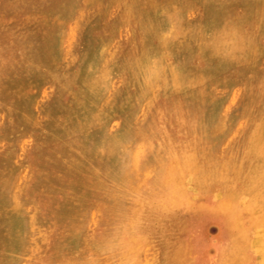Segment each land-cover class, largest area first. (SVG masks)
<instances>
[{
    "label": "rangeland",
    "instance_id": "obj_1",
    "mask_svg": "<svg viewBox=\"0 0 264 264\" xmlns=\"http://www.w3.org/2000/svg\"><path fill=\"white\" fill-rule=\"evenodd\" d=\"M223 9L237 16V26L247 23L258 50L247 60L206 45ZM262 11L264 0H0V264H163L155 235L170 210L181 233L167 264H219L229 257L231 235L251 241L264 232V155L252 154L264 148L252 142L264 133V124L256 127L264 117ZM198 80L204 96L196 100ZM175 172H198L209 186L180 190ZM236 180L241 191H234ZM259 243L264 249V237ZM240 252V264H264L255 247Z\"/></svg>",
    "mask_w": 264,
    "mask_h": 264
},
{
    "label": "bare ground",
    "instance_id": "obj_2",
    "mask_svg": "<svg viewBox=\"0 0 264 264\" xmlns=\"http://www.w3.org/2000/svg\"><path fill=\"white\" fill-rule=\"evenodd\" d=\"M74 4V3H73ZM36 5V4H35ZM62 5V4H61ZM90 5V4H89ZM60 6V5H59ZM66 6V5H65ZM172 6V5H171ZM63 7V6H62ZM74 7V6H73ZM72 7V8H73ZM174 7V6H173ZM66 8V7H65ZM67 8H68V6H67ZM77 8V7H76ZM104 8V7H103ZM167 8H168V6H167ZM63 9V8H62ZM71 9V8H70ZM177 9V8H176ZM73 10V9H72ZM165 10H166V8H165ZM179 11V10H178ZM62 12H64V11H62ZM165 12V11H164ZM176 12V11H175ZM229 11L227 10V9H223L222 10V12H218L217 13V15L215 16V17H217V20H216V22H215V24L211 27V30L213 31V36H212V38L210 37V41L208 42L207 41V46L211 49V50H213V51H215L216 53H218V51L219 52H221V56L223 55V57H227V59H232V58H234L233 56H234V53H237L238 52V54H240L241 55V57H242V60H247V59H249L250 57H252L253 55H255L257 52H258V50H257V48H256V46L254 45V43H252V41L250 42H248V35L246 34L247 32H246V28L245 27H247V23H242V25H239V26H237V23L239 22V20H238V18H237V16H230L229 15V13H228ZM258 13H259V11H257ZM162 13V12H161ZM161 13H160V15H161ZM177 13V12H176ZM57 14V13H56ZM70 14V13H69ZM71 14H72V11H71ZM165 14H167L168 15V13H165ZM261 14H264V11H262L261 12ZM57 16V15H56ZM66 16H68V15H66ZM72 16V15H71ZM70 16V17H71ZM162 16H163V14H162ZM250 15L248 14V17H249ZM253 16H255V18H253L252 16H250V17H252L253 19H254V21L257 19V18H259V17H261L260 15H253ZM47 17H48V15H47ZM69 17V16H68ZM67 17V18H68ZM168 17H169V15H168ZM247 17V18H248ZM57 18V17H56ZM62 18V17H61ZM73 18V17H72ZM162 18H167V17H162ZM161 18V19H162ZM170 18H173V16L172 17H170ZM176 19H177V16L175 17ZM71 20V19H70ZM166 21V20H165ZM181 21V20H180ZM50 22V21H49ZM167 22H168V20H167ZM177 22V21H176ZM175 22V23H176ZM73 23V22H72ZM224 24V26H222L223 24ZM82 24V23H81ZM180 24V23H179ZM120 25V24H119ZM167 25H169V24H167ZM172 25V24H171ZM179 26V25H178ZM222 26V27H221ZM255 27V26H254ZM56 29H59V28H56ZM60 29H61V27H60ZM68 29V28H67ZM186 29H188V28H186ZM179 30V29H178ZM177 30V31H178ZM249 30V29H248ZM63 31V30H62ZM174 31V30H173ZM193 31V30H192ZM58 32V31H57ZM119 32V31H118ZM196 32V31H195ZM62 33V32H61ZM164 33V32H163ZM169 33V32H168ZM178 33V32H177ZM183 33V32H182ZM190 33V32H189ZM188 33V34H189ZM30 34V33H29ZM87 34H88V32H87ZM173 34H175V33H173ZM178 34H180V33H178ZM32 35V34H31ZM86 35V34H85ZM166 35V34H165ZM55 36V35H54ZM177 36V35H176ZM188 36V35H187ZM31 37V36H30ZM161 37V36H160ZM165 37V36H164ZM171 37V36H170ZM173 37H174V35H173ZM29 38V37H28ZM54 38V37H53ZM52 38V39H53ZM108 38V37H107ZM119 38V37H118ZM166 38V37H165ZM51 39V40H52ZM167 39V38H166ZM50 40V41H51ZM55 40V39H54ZM159 40V39H158ZM161 40H162V38H161ZM208 40V39H207ZM22 41V40H21ZM20 41V42H21ZM33 41H35V39L33 40ZM76 41V40H75ZM166 41V40H165ZM19 42V41H18ZM26 42V41H25ZM30 42V41H29ZM32 42V41H31ZM49 42V41H48ZM52 42H53V40H52ZM56 42H57V39H56ZM68 42V41H67ZM106 42V41H105ZM168 42V41H167ZM169 42H171V41H169ZM195 42V41H194ZM206 42V41H205ZM84 43V42H83ZM160 43V42H159ZM162 43V42H161ZM2 44V43H1ZM32 44H33V42H32ZM60 44H62V43H60ZM102 44V43H101ZM53 45V44H52ZM51 45V46H52ZM54 45H55V43H54ZM100 45V44H99ZM184 45V44H183ZM204 45V44H203ZM35 46V45H34ZM49 46V45H48ZM58 46V45H57ZM90 46H91V44H90ZM33 47V46H32ZM50 47V46H49ZM82 47V46H81ZM80 48V47H79ZM102 48H104V47H102ZM163 48H164V46H163ZM55 49V48H54ZM50 50V49H49ZM36 51V50H35ZM75 51V50H74ZM96 51V50H95ZM105 51V50H104ZM165 51V50H164ZM60 52V51H59ZM72 52V51H71ZM79 52V51H78ZM100 52V51H99ZM61 53V52H60ZM75 53V52H74ZM94 53V52H93ZM161 53H162V51H161ZM160 53V54H161ZM28 54H30V53H28ZM49 54V53H48ZM59 54V53H58ZM166 54H167V51H166ZM165 54V55H166ZM36 54H34V56H35ZM49 55H51V54H49ZM101 55V54H100ZM121 55V54H120ZM219 55V54H218ZM33 56V55H32ZM44 56V55H43ZM161 56L163 57V55L161 54ZM78 57V56H77ZM158 57V56H157ZM36 58L38 59V57L36 56ZM78 58H80V57H78ZM86 58V57H85ZM148 58V57H147ZM159 58V57H158ZM3 59H6V58H3ZM52 59V58H51ZM91 59V58H90ZM235 59V58H234ZM54 60V59H53ZM56 60V59H55ZM89 60V59H88ZM87 60V61H88ZM149 60V59H148ZM150 60H151V58H150ZM237 60H238V57H237ZM22 61V60H21ZM102 61V60H101ZM56 63H57V60L55 61ZM54 62V63H55ZM79 63V62H78ZM147 63V62H146ZM149 63V62H148ZM148 63H147V65H148ZM156 63V57H155V62H154V64ZM235 63V62H234ZM13 64V63H12ZM36 64V63H35ZM86 64V63H85ZM84 64V65H85ZM151 64V63H150ZM153 64V65H154ZM32 65V64H31ZM30 65V66H31ZM42 65V64H41ZM54 65V64H53ZM62 65V64H61ZM113 65V64H112ZM118 65V64H117ZM152 65V64H151ZM171 65H173V64H171ZM12 66V65H11ZM27 66V65H26ZM63 66V65H62ZM79 66V65H78ZM80 66H81V64H80ZM150 66V65H149ZM162 66V65H161ZM75 67V66H74ZM83 66H81V68H82ZM85 67V66H84ZM83 67V68H84ZM109 67H111L110 65H109ZM156 67V66H155ZM167 67V66H166ZM59 68V67H58ZM112 68V67H111ZM145 68V67H144ZM151 68V67H150ZM149 68V69H150ZM159 68V67H158ZM49 69V68H48ZM52 69H53V66H52ZM73 69V68H72ZM76 69V68H75ZM78 69V68H77ZM105 69H107V68H105ZM146 69H147V66H146ZM148 69V70H149ZM168 69V68H167ZM30 70V69H29ZM37 70V69H36ZM39 70V69H38ZM71 70V69H70ZM91 70V69H90ZM144 70V69H143ZM160 70V69H159ZM58 71V70H57ZM76 71V70H75ZM85 71V70H84ZM98 71H99V68H98ZM106 71H108V70H106ZM110 71V70H109ZM142 71V70H141ZM145 71V70H144ZM68 72V71H67ZM81 72H83V71H81ZM111 72H113V71H111ZM139 72V71H138ZM161 72V71H160ZM159 72V73H160ZM46 73V72H45ZM79 73V72H78ZM109 73V72H108ZM119 73V72H118ZM144 72H142V74H143ZM54 74V73H53ZM89 74V73H88ZM104 74V73H103ZM113 74V73H112ZM158 74V73H157ZM42 75V74H41ZM100 75V74H99ZM164 75V74H163ZM175 75H176V73H175ZM69 76V75H68ZM102 76V75H101ZM113 76V75H112ZM116 76V75H115ZM142 76V75H141ZM151 76V75H150ZM172 76H174V75H172ZM10 77V76H9ZM56 77H57V75H56ZM76 77V76H75ZM74 77V78H75ZM81 76H79V78L78 79H81L80 78ZM97 77V76H96ZM103 77H104V75H103ZM160 77V76H159ZM161 77H163V76H161ZM171 77V76H170ZM170 77H168V79L170 78ZM48 78V77H47ZM52 78V77H51ZM53 78H54V76H53ZM61 78V77H60ZM63 78V77H62ZM205 78V77H204ZM204 78H202L201 77V79H204ZM55 79V78H54ZM97 79V78H96ZM96 79H94V80H96ZM99 79V78H98ZM101 79V78H100ZM111 79V78H110ZM172 79V78H171ZM57 80V79H56ZM55 80V81H56ZM82 80V79H81ZM87 80V79H86ZM140 80H142V78L140 79ZM156 80H159V79H156ZM161 80V79H160ZM178 80V79H177ZM176 80V81H177ZM99 81V80H98ZM111 81V80H110ZM113 81V80H112ZM148 81V80H147ZM146 81V82H147ZM153 81V80H152ZM165 81V80H164ZM179 81V80H178ZM50 82V81H49ZM63 82H64V80H63ZM120 82H122V81H120ZM143 82L146 84V82H145V80L144 81H142V84H143ZM166 82V81H165ZM172 82V81H171ZM187 82H188V80H187ZM68 83V82H67ZM72 83H74V82H72ZM153 83V82H152ZM170 83V82H169ZM42 84V83H41ZM74 84H76V83H74ZM141 84V83H140ZM154 84V83H153ZM165 84V83H164ZM163 84V85H164ZM168 84V83H167ZM167 84H165L164 86L166 87V85ZM206 84V83H205ZM33 85V84H32ZM36 85V84H35ZM63 85V84H62ZM61 85V86H62ZM65 85L67 86L68 84H64V86L63 87H65ZM107 85H109V84H107ZM139 85V84H138ZM173 85V84H172ZM183 85V84H182ZM44 86V85H43ZM55 86V85H54ZM71 86V85H70ZM117 86V85H116ZM152 86V85H151ZM178 86V85H177ZM176 86V87H177ZM184 86H185V84H184ZM202 86H203V83L201 82V80L199 81L198 80V82H195V83H193L192 84V89L193 90H191V91H194V96H196L194 99H196L197 100V98H202L203 96H204V93H203V88H202ZM59 87V86H58ZM57 87V88H58ZM68 87V86H67ZM81 87H85V86H81ZM139 87V86H138ZM142 87V86H141ZM163 87V86H162ZM182 87V86H181ZM205 87V86H204ZM79 88V87H78ZM152 88V87H151ZM154 88H155V86H154ZM68 89V88H67ZM76 89V88H75ZM109 89V88H108ZM143 89V88H142ZM158 89H159V87H158ZM183 89V88H182ZM43 90V89H42ZM92 90V89H91ZM112 90V89H111ZM116 90V89H115ZM115 90H113V91H115ZM17 91V90H16ZM45 91V90H44ZM68 91V90H67ZM75 91H80V90H75ZM123 91V90H122ZM139 91V90H138ZM183 91V90H182ZM189 91V90H188ZM13 92V91H12ZM41 92V91H40ZM66 92V91H65ZM64 92V93H65ZM70 92V91H69ZM74 92V91H73ZM85 92H86V90H85ZM117 92V91H116ZM126 92V91H125ZM129 92V91H128ZM143 92V91H142ZM142 92H141V94H142ZM55 93H57V92H55ZM71 93V92H70ZM75 93V92H74ZM79 93V92H78ZM23 94V93H22ZM43 94V93H42ZM45 94V93H44ZM58 94V93H57ZM92 94V93H91ZM112 94H113V92H112ZM126 94V93H125ZM124 94V95H125ZM128 94H131V93H128ZM138 94H139V92H138ZM41 95V94H40ZM63 95V94H62ZM71 95V94H70ZM78 95V94H77ZM106 95V94H105ZM127 95V94H126ZM137 95V94H136ZM144 95V94H143ZM203 95V96H202ZM225 95H226V93H225ZM28 96V95H27ZM49 96V95H48ZM54 96V95H53ZM69 95H67V97H68ZM108 96V95H107ZM120 96V95H119ZM140 95H138V97H139ZM92 97V96H91ZM97 97H98V95H97ZM110 97V96H109ZM225 97V96H224ZM34 98V97H33ZM48 98V97H47ZM54 98V97H53ZM89 98V97H88ZM134 98H135V96H134ZM140 98V97H139ZM36 99H37V96H36ZM106 99V98H105ZM108 99V98H107ZM113 99H114V97H113ZM127 99V98H126ZM198 99V100H199ZM224 99V98H223ZM21 100V99H20ZM40 100V99H39ZM81 100V99H80ZM88 100V99H87ZM104 100V99H103ZM116 100V99H115ZM125 100V99H124ZM123 100V101H124ZM140 100V99H139ZM213 100V99H212ZM22 101H23V99H22ZM68 101V100H67ZM101 101H102V99H101ZM222 101V100H221ZM35 102V101H34ZM56 102V101H55ZM71 102V101H70ZM80 102V101H79ZM78 102V103H79ZM104 102V101H103ZM114 102V101H113ZM201 102V101H200ZM242 102V101H241ZM2 103V102H1ZM27 103V102H26ZM58 103H60V102H58ZM76 103V102H75ZM77 103V104H78ZM85 103V102H84ZM101 103V102H100ZM212 103V102H211ZM220 103V102H219ZM74 104V103H73ZM83 104V103H82ZM81 104V105H82ZM108 104V103H107ZM114 104V103H113ZM118 104V103H117ZM121 104V103H120ZM138 104V103H137ZM243 104V103H242ZM38 105V104H37ZM58 105V104H57ZM63 105V104H62ZM79 105V104H78ZM77 105V106H78ZM102 105H103V103H102ZM101 105V106H102ZM106 105V104H105ZM209 105V104H208ZM207 105V106H208ZM241 105V104H240ZM24 106V105H23ZM54 106H56V105H54ZM83 106V105H82ZM98 106H100V105H98ZM124 106V105H123ZM153 106V105H152ZM28 107H29V105H28ZM47 107V106H46ZM105 107V106H104ZM108 107V106H107ZM116 107V106H115ZM211 107V106H210ZM43 108V107H42ZM63 108V107H62ZM72 108V107H71ZM77 108L78 107H76V110H77ZM84 108V107H83ZM102 108H103V106H102ZM153 108V107H152ZM37 109V108H36ZM68 109H69V107H68ZM97 109H98V107H97ZM197 109H198V107H197ZM25 110H28V109H26L25 108ZM46 110V109H45ZM52 110V109H51ZM99 110V109H98ZM23 111H24V108H23ZM37 111H40V110H37ZM152 111V110H151ZM201 111V110H200ZM31 112V111H30ZM29 112V113H30ZM67 112V111H66ZM109 112H110V110H109ZM112 112V111H111ZM120 112V111H119ZM33 113V112H32ZM42 113V112H41ZM46 113H47V111H46ZM151 113V112H150ZM160 113V112H159ZM36 114V113H35ZM69 114L70 115H72L70 112H69ZM69 114L67 115V116H69ZM94 114V113H93ZM97 114V113H96ZM95 114V115H96ZM109 115H110V113H108ZM112 114V113H111ZM153 114V113H152ZM24 115H26V114H24ZM33 115H34V113H33ZM150 115V114H149ZM155 115V114H154ZM153 115V116H154ZM246 115H247V113H246ZM8 116V115H7ZM48 116H49V114H48ZM56 116V115H55ZM152 116V115H151ZM9 117V116H8ZM23 117V116H22ZM30 117V116H29ZM58 117V116H57ZM95 117V116H94ZM110 117L112 118V116L110 115ZM205 117V116H204ZM207 117V116H206ZM50 118V117H49ZM65 118V117H64ZM69 118V117H68ZM72 118V117H71ZM70 118V119H71ZM110 118V119H111ZM141 118V117H140ZM214 118V117H213ZM1 119V118H0ZM22 119V118H21ZM46 119V118H45ZM205 119V118H204ZM260 119V118H259ZM261 119H262V122H260V124H258L256 127H259V126H261V125H263L264 124V117L262 116L261 117ZM30 120V119H29ZM130 120V119H129ZM152 120H154L153 118H152ZM239 120V119H238ZM42 121H44V120H42ZM69 121V120H68ZM106 121V120H105ZM201 121V120H200ZM213 121V120H212ZM237 121V120H236ZM25 122V121H24ZM45 122V121H44ZM57 122V121H56ZM108 122H109V120H108ZM155 122V121H154ZM196 122V121H195ZM207 122V121H206ZM239 122V121H238ZM26 124H28L27 122H25ZM65 123H67V121L65 122ZM65 123H64V125H65ZM95 123H97V122H95ZM124 123V122H123ZM143 123V122H142ZM198 123H199V121H198ZM204 123V122H203ZM234 123H236V122H234ZM255 123V122H254ZM30 124H31V122H30ZM57 124H58V122H57ZM56 124V125H57ZM128 123H126V125H127ZM154 124V123H153ZM206 124H208V123H206ZM210 124V123H209ZM63 125V124H62ZM109 125H111V124H109ZM121 125V124H120ZM152 125V124H151ZM201 125V124H200ZM43 126V125H42ZM53 126V125H52ZM161 126V125H160ZM253 126H254V124H253ZM6 127V126H5ZM22 127V126H21ZM39 127V126H38ZM54 127H56V126H54ZM90 127V126H89ZM115 127V126H114ZM127 127V126H126ZM133 127H135V126H133ZM148 127V126H147ZM164 127V126H163ZM255 127V126H254ZM255 127V128H256ZM64 128V127H63ZM110 128V127H109ZM109 128H107V130H109ZM140 128V127H139ZM126 129V128H125ZM154 129H155V127H154ZM5 130V129H4ZM42 130V129H41ZM45 130V129H44ZM66 130V129H65ZM100 130H101V128H100ZM132 130V129H131ZM138 130V129H137ZM146 130V129H145ZM260 130H262L261 128H260ZM62 131V130H61ZM81 131H83V130H81ZM80 131V132H81ZM92 131V130H91ZM124 131H126V130H124ZM163 131V130H162ZM165 131V130H164ZM259 131V130H258ZM43 132V131H42ZM48 132V131H47ZM49 132H51V131H49ZM72 132V131H71ZM84 132V131H83ZM96 132V131H95ZM123 132V131H122ZM131 132V131H130ZM134 132V131H133ZM143 132V131H142ZM144 132H146V131H144ZM152 132V131H151ZM199 132V131H198ZM208 132V131H207ZM46 133V132H45ZM66 133V132H65ZM97 133H98V131H97ZM124 133V132H123ZM122 133V134H123ZM127 133V131L124 133V134H126ZM73 134V133H72ZM79 134V133H78ZM111 134V133H110ZM109 134V135H110ZM116 134V133H115ZM121 134V133H120ZM133 134V133H132ZM149 134H151V133H149ZM148 134V135H149ZM157 134V133H156ZM200 134V133H199ZM232 134V133H231ZM243 134V133H242ZM256 134V133H255ZM16 135V134H15ZM32 135V134H31ZM74 136H75V134H73ZM155 135V134H154ZM27 136V135H26ZM52 136V135H51ZM69 136V135H68ZM82 136V135H81ZM80 136V137H81ZM91 136V135H90ZM124 136V135H123ZM156 136V135H155ZM252 136V135H251ZM76 137V136H75ZM106 137H108L107 135H106ZM134 137V136H133ZM146 137H147V135H146ZM151 137V136H150ZM29 138V137H28ZM27 138V139H28ZM111 138H113V137H110V141H111ZM121 138V137H120ZM250 138V137H249ZM71 139V138H70ZM79 139V138H78ZM94 139V138H93ZM228 139V138H227ZM17 140V139H16ZM22 140V139H21ZM68 140V139H67ZM83 140H85V139H83ZM102 140V139H101ZM106 140V139H105ZM108 140V141H109ZM114 140V139H113ZM121 140H122V138H121ZM121 140H119V142L121 141ZM156 140V139H155ZM162 140V139H161ZM164 140V139H163ZM167 140H169V139H167ZM194 140V139H193ZM196 140H197V138H196ZM203 140V139H202ZM247 140V139H246ZM245 140V141H246ZM30 141V140H29ZM33 141V140H32ZM146 141V140H145ZM149 141H150V139H149ZM186 141V140H185ZM200 141V140H199ZM198 141V142H199ZM36 142V141H35ZM98 142V141H97ZM162 142V141H161ZM252 142H255V143H257V144H260L261 143V145H262V142L264 143V133H262V134H256V135H254V137L252 138ZM16 143H17V141H16ZM60 143V142H59ZM91 143H93V142H91ZM113 143V142H112ZM142 143V142H141ZM158 143V142H157ZM164 143V142H163ZM163 143H161V144H163ZM195 143V142H194ZM193 143V144H194ZM201 143V142H200ZM238 143V142H237ZM254 143V144H255ZM105 144V143H104ZM109 144H111L110 142H109ZM123 144V143H122ZM125 144V143H124ZM165 144V143H164ZM178 144V143H177ZM204 144V143H203ZM106 145V144H105ZM117 145H118V143H117ZM132 145H133V143H132ZM200 145V144H199ZM227 145V144H226ZM38 146V145H37ZM120 147L121 146H123V145H119ZM140 146V145H139ZM148 146H149V144H148ZM159 146V145H158ZM169 146V145H168ZM243 146H244V144H243ZM255 146V145H254ZM14 147V146H13ZM107 147V146H106ZM127 147V146H126ZM189 147V146H188ZM200 147V146H199ZM220 147V146H219ZM222 147V146H221ZM234 147V146H233ZM242 147V146H241ZM263 147H264V145H263ZM262 147V148H263ZM11 148V147H10ZM15 148V147H14ZM111 148H113L112 146H111ZM116 149H117V146L115 147ZM130 148V147H129ZM132 148V147H131ZM143 148V147H142ZM151 148V147H150ZM156 148H158V147H156ZM160 148V147H159ZM173 148V147H172ZM181 148V147H180ZM235 148V147H234ZM251 147H249V149H250ZM258 148V147H257ZM16 149V148H15ZM84 149H86V147H84ZM99 149V148H98ZM124 149V148H123ZM139 149V148H138ZM211 149V148H210ZM245 149V148H244ZM264 149V148H263ZM261 150L260 148H258V149H255L254 150V152L252 153L253 155H257L258 157H260V156H263L264 155V150ZM18 150V149H17ZM88 150V149H87ZM93 150V149H92ZM91 150V151H92ZM96 150V149H95ZM103 150V149H102ZM108 150H110V148L108 149ZM112 150V149H111ZM142 149H140V151H141ZM157 150V149H156ZM163 150V149H162ZM15 151V150H14ZM13 151V152H14ZM90 151V152H91ZM98 151V150H97ZM117 151V150H116ZM155 151V150H154ZM161 151V150H160ZM99 152H100V149H99ZM162 152V151H161ZM179 152V151H178ZM32 153V152H31ZM98 153V152H97ZM96 153V155L98 156L99 155V153L97 154ZM105 153H106V151H105ZM105 153H104V155H105ZM108 153H109V151H108ZM188 153V152H187ZM230 153V152H229ZM5 154V153H4ZM123 154V153H122ZM147 154H149V153H147ZM161 154V153H160ZM247 154V153H246ZM79 155V154H78ZM106 155H108V154H106ZM163 155V154H162ZM182 155V154H181ZM239 155V154H238ZM88 156V155H87ZM112 156H114L113 154H112ZM116 156V155H115ZM114 156V157H115ZM118 156V155H117ZM137 156V155H136ZM176 156H177V154H176ZM186 156V155H185ZM229 156V155H228ZM243 156V155H242ZM7 157V156H6ZM14 157V156H13ZM12 157V158H13ZM92 157H93V154H92ZM131 158L130 159H132V156H130ZM138 157V156H137ZM136 157V158H137ZM148 157V156H147ZM160 157V156H159ZM158 157V158H159ZM196 157V156H195ZM241 157V156H240ZM248 157V160L247 161H250L249 160V156H247ZM264 157V156H263ZM94 158V157H93ZM117 158V157H116ZM166 158H167V156H166ZM242 158V157H241ZM252 158V157H251ZM257 158V157H256ZM255 158V159H256ZM261 158V157H260ZM91 159V158H90ZM176 159V158H175ZM187 159H189L188 157H187ZM243 159V158H242ZM246 159V158H245ZM253 159H254V157H253ZM9 160V159H8ZM114 160V159H113ZM163 160H165V159H163ZM192 160V159H191ZM229 160H232V159H229ZM239 160V159H238ZM10 161H12V160H10ZM85 161V160H84ZM104 161V160H103ZM114 161H116V160H114ZM131 161V160H130ZM141 161V160H140ZM139 161V162H140ZM166 161V160H165ZM175 161V160H174ZM185 161V160H184ZM187 161V160H186ZM193 161H194V159H193ZM220 161V160H219ZM252 161V160H251ZM83 162V161H82ZM159 162V161H158ZM162 162V161H161ZM170 162V161H169ZM181 162V161H180ZM189 162H191L190 160H189ZM240 162V161H239ZM263 162V161H262ZM17 163V162H16ZM84 163V162H83ZM91 163V162H90ZM135 163V162H134ZM146 163V162H145ZM157 163V162H156ZM188 163V162H187ZM192 164H193V162H191ZM256 163V162H255ZM258 163V162H257ZM80 164V163H79ZM114 164V163H113ZM131 164V163H130ZM163 164V163H162ZM161 164V165H162ZM186 163H184V165H185ZM191 164V165H192ZM245 164V163H244ZM260 164V163H259ZM262 164V163H261ZM9 165H10V163H9ZM83 165V164H82ZM92 165V164H91ZM216 165H218V164H216ZM221 165V164H220ZM256 165V164H255ZM93 166V165H92ZM137 166V165H136ZM142 166H144V163H143V165ZM241 166V165H240ZM239 166V167H240ZM257 166V165H256ZM24 167V166H23ZM91 167V166H90ZM104 167H105V165H104ZM132 167V166H131ZM134 167V166H133ZM166 167H168V165L166 166ZM173 167V166H172ZM181 167H183V166H181ZM192 167V166H191ZM204 167V166H203ZM229 167V166H228ZM236 167H237V165H236ZM259 167V166H258ZM102 168V167H101ZM144 168V167H143ZM159 168V167H158ZM170 168H171V166H170ZM188 168H189V166H188ZM187 168V169H188ZM247 168V167H246ZM11 169H13V168H11ZM26 169V168H25ZM131 169V168H130ZM167 169V168H166ZM165 169V170H166ZM176 169V168H175ZM174 169V170H175ZM178 169V168H177ZM184 169V168H183ZM193 169V168H192ZM228 169V168H227ZM10 170V169H9ZM9 170H8V172H9ZM15 170V169H14ZM13 170V171H14ZM96 170V169H95ZM143 170V169H142ZM168 170V169H167ZM166 170V171H167ZM198 170V169H197ZM111 171H113V170H111ZM144 171V170H143ZM146 171V170H145ZM176 171V170H175ZM177 171H179V170H177ZM180 171H181V169H180ZM186 171V170H185ZM255 171V170H254ZM261 171V170H260ZM263 171V170H262ZM11 172V171H10ZM25 172V171H24ZM140 172V171H139ZM147 172V171H146ZM155 172H156V170H155ZM154 172V173H155ZM201 172V171H200ZM245 172V171H244ZM136 173V172H135ZM152 172H150V174H151ZM242 173L243 172H241V173H239L238 172V174L241 176L242 175ZM250 173V172H249ZM252 173V172H251ZM18 174H19V172H18ZM23 174V173H22ZM117 174V173H116ZM126 174V173H125ZM136 174H138V172L136 173ZM149 174V173H148ZM195 175V177L192 175V173H188V174H186V172H175V173H173V174H171L170 176L172 177V178H175L176 180H178L177 182H179V183H175V187L177 186V188H180V190H185V189H193V190H196L197 188H204V189H206L208 186H209V184L208 183H206L207 181L205 180V179H203V177L202 176H200V174L198 173V172H195L194 173ZM113 174H111V176H112ZM135 175V174H134ZM156 175V174H155ZM163 175V174H162ZM165 175V174H164ZM167 175H168V173H167ZM216 175H218L217 173H216ZM238 175V177H240ZM28 176V175H27ZM26 176V177H27ZM114 176V175H113ZM138 176V175H137ZM150 176V175H149ZM17 177H18V175H17ZM33 177V176H32ZM135 177H136V175H135ZM140 177V176H139ZM138 177V178H139ZM155 177V176H154ZM194 177V178H193ZM252 177V176H251ZM260 177V176H259ZM147 178V177H146ZM149 178V177H148ZM171 178V180H173ZM242 178V177H241ZM249 178V177H248ZM40 179V178H39ZM150 179V178H149ZM154 179V178H153ZM162 179H164V180H166L165 178H163L162 177ZM195 179V180H194ZM196 179H198V181H196ZM256 179H258V178H256ZM263 179V178H262ZM111 180H112V178H111ZM118 180H120V178L118 179ZM122 180V179H121ZM120 180V181H121ZM138 180V179H137ZM145 180V179H144ZM192 180V181H191ZM249 180H250V178H249ZM39 181V180H38ZM110 181V180H109ZM120 181H118L119 183H120ZM138 181H140V180H138ZM154 181V180H153ZM174 181V180H173ZM254 181V180H253ZM256 181V180H255ZM2 182V181H1ZM22 182H23V180H22ZM113 182V181H112ZM142 182H144L143 181V179H141V183ZM165 182V181H164ZM26 183V182H25ZM124 183V182H123ZM131 183V182H130ZM162 183H163V180H162ZM239 182H237V180H236V182L234 183V187H235V189H234V191H237V190H239V191H241L240 190V184H238ZM247 183V182H246ZM248 183H249V181H248ZM258 183V182H257ZM9 184V183H8ZM139 184H140V182H139ZM158 184H159V181H158ZM173 184V183H172ZM250 184V183H249ZM253 184H254V182L250 185V186H253ZM34 185V184H33ZM33 185H32V187H33ZM122 185V184H121ZM174 185V184H173ZM258 185V184H257ZM48 186V185H47ZM124 186V185H123ZM122 186V187H123ZM132 186V185H131ZM141 186V185H140ZM159 186V185H158ZM261 186H262V184H261ZM11 187V186H10ZM116 187V186H115ZM118 187V186H117ZM135 188H136V185L134 186ZM156 187V186H155ZM163 187V186H162ZM13 188V187H12ZM130 188V186L128 187V189ZM151 188V187H150ZM169 188V187H168ZM251 188V187H250ZM34 189V188H33ZM147 189V188H146ZM155 189V188H154ZM110 190V189H109ZM118 190H120V189H118ZM132 190H134V189H132ZM137 190V189H136ZM172 190H173V187H172ZM178 190V189H177ZM177 190H175V192L177 191ZM254 190V189H253ZM8 191H10V188H9V190ZM117 191V190H116ZM122 191H124V190H122ZM151 191H152V189H151ZM160 192L162 191V190H159ZM247 191V190H246ZM257 191V190H256ZM255 191V192H256ZM121 192V191H120ZM156 192V191H155ZM155 192H153V193H155ZM244 192H245V190H244ZM250 192V191H249ZM8 193V192H7ZM152 193V192H151ZM167 193H169V192H167ZM172 193H174V192H172ZM177 193V192H176ZM185 193H186V191H185ZM196 193H197V191H196ZM238 193V192H237ZM6 194V193H5ZM64 194H65V192H64ZM112 194H114V193H112ZM145 194V193H144ZM157 194V193H156ZM175 194V193H174ZM180 194V193H179ZM198 194V193H197ZM230 194H232V193H230ZM234 194V193H233ZM236 194V193H235ZM21 195V194H20ZM115 195V194H114ZM149 195V194H148ZM167 195V194H166ZM165 195V196H166ZM177 195V194H176ZM213 195V194H212ZM211 195V196H212ZM238 195H240V194H238ZM7 196V195H6ZM9 196H11V195H8L7 197H9ZM13 196V195H12ZM225 196V195H224ZM261 196V195H260ZM65 197V196H64ZM163 197H164V195H163ZM162 197V198H163ZM228 198H229V196H227ZM238 197V196H237ZM252 197V196H251ZM264 197V196H263ZM148 198V197H147ZM174 198V197H173ZM192 198H194V195H193V197ZM223 198V197H222ZM12 199V198H11ZM23 199V198H22ZM122 199V198H121ZM159 199V198H158ZM161 199V198H160ZM218 199V198H217ZM224 199V198H223ZM227 199V198H226ZM5 200H7V198L5 199ZM19 200V199H18ZM138 200V199H137ZM152 200V199H151ZM164 200V199H163ZM168 200H170V198L169 199H167L166 201H168ZM256 200V199H255ZM261 200H262V197H261ZM264 200V199H263ZM10 201V200H9ZM35 201V200H34ZM139 201V200H138ZM165 201V200H164ZM211 201V200H210ZM227 201H228V199H227ZM11 202V201H10ZM12 202H14V201H12ZM12 202H11V204H12ZM20 202V201H19ZM18 202V203H19ZM130 202V201H129ZM163 202V201H162ZM217 202H219V201H217ZM245 202V201H244ZM2 203V202H1ZM22 203V202H21ZM138 203V202H137ZM167 203H169V201L167 202ZM198 203V202H197ZM204 203V202H203ZM213 203V202H212ZM256 203V202H255ZM262 203V202H261ZM10 204V205H11ZM27 204V203H26ZM124 204V203H123ZM127 204V203H126ZM132 204V203H131ZM153 204H155V203H153ZM152 204V205H153ZM161 204H164V203H161ZM170 204V203H169ZM215 204V203H214ZM25 205V204H24ZM128 205V204H127ZM170 205H173V204H170ZM7 206V205H6ZM9 206V205H8ZM7 206V207H8ZM129 206V205H128ZM142 206V205H141ZM174 206V205H173ZM179 206V205H178ZM186 206V205H185ZM184 206V207H185ZM230 206V205H229ZM25 207V206H24ZM116 207V206H115ZM130 207V206H129ZM147 207V206H146ZM172 207V206H171ZM175 207V206H174ZM20 208V207H19ZM22 208V207H21ZM64 208V207H63ZM117 208V207H116ZM122 208H123V206H122ZM149 208V207H148ZM157 208V207H156ZM169 207H167V209H168ZM175 208H177V205H176V207ZM186 208V207H185ZM189 208V207H188ZM191 208V207H190ZM22 209H24V208H22ZM154 209V208H153ZM159 209V208H158ZM171 209H173V208H171ZM200 209V208H199ZM202 209H203V207H202ZM15 210V209H14ZM20 210V209H19ZM114 210H116V209H114ZM131 210V209H130ZM129 210V211H130ZM162 210V209H161ZM118 211V210H117ZM116 211V212H117ZM121 211V210H120ZM120 211H119V213H120ZM125 211V210H124ZM132 211H133V208H132ZM153 211V210H152ZM151 211V212H152ZM158 211H160V209L158 210ZM163 212H164V210H162ZM209 211V210H208ZM213 211V210H212ZM134 212V211H133ZM157 212V211H156ZM161 212V211H160ZM167 212V211H166ZM173 212V210H170V212H168L167 214H166V216H165V219H163V218H161L160 220H159V222H160V227H159V230L157 231V234L155 235V237L157 238L156 240H157V242H158V244H159V246H160V249H159V253H160V257H161V259H162V263L163 264H167V263H169V261H170V259H171V257H173V254H174V252L176 251V247H175V245H173V246H171V244H172V242H173V239H176V242H177V240H178V238H179V236H180V233H181V220H177L176 218H175V216H174V214L172 213ZM15 213V212H14ZM17 213H19V212H17ZM46 213V212H45ZM90 213V212H89ZM118 213V212H117ZM125 213H127V212H125ZM132 213V212H131ZM130 214V213H129ZM153 214V213H152ZM159 214V213H158ZM259 214V213H258ZM261 214H262V212H261ZM25 215H27V214H25ZM46 215V214H45ZM131 215V214H130ZM136 215V214H135ZM157 215V214H156ZM209 215V214H208ZM17 216V215H16ZM89 216V215H88ZM127 216V215H126ZM261 216V215H260ZM7 217V216H6ZM27 217V216H26ZM129 217V216H128ZM134 217V216H133ZM5 218V217H4ZM29 218V217H28ZM88 218V217H87ZM90 218V217H89ZM130 218V217H129ZM125 219H126V217H125ZM136 219H137V217H136ZM224 219V218H223ZM17 220V219H16ZM21 220V219H20ZM126 220H128V219H126ZM125 220V221H126ZM22 221V220H21ZM87 221H88V219H87ZM90 221V220H89ZM130 221H131V219H130ZM133 221V220H132ZM138 221V220H137ZM136 221V222H137ZM223 221V220H222ZM29 222V221H28ZM32 222V221H31ZM93 222V221H92ZM134 222V221H133ZM167 222H169L170 224H172V227L174 226V229H170V228H168V225H167ZM193 222V221H192ZM244 222V221H243ZM10 223V222H9ZM16 223H18V220H17V222ZM21 223V222H20ZM83 223V222H82ZM185 223V222H184ZM224 223V222H223ZM222 223V224H223ZM31 224H33V222L31 223ZM89 224V223H88ZM125 224H127L126 222H125ZM190 224V223H189ZM18 225V224H17ZM122 225H124L123 223H122ZM188 225V224H187ZM245 225V224H244ZM8 226V225H7ZM21 226V225H20ZM32 226V225H31ZM183 226V225H182ZM13 227H15V226H13ZM88 227V226H87ZM190 227V226H189ZM260 227V226H259ZM264 227V226H263ZM30 228V227H29ZM124 227L122 226V229H123ZM136 228V227H135ZM224 228H227V227H224ZM233 228V227H232ZM249 228H250V226H249ZM257 228V227H256ZM28 229V228H27ZM86 229V228H85ZM117 229V228H116ZM253 229H255V228H253ZM34 230V229H33ZM84 230V229H83ZM121 230V229H120ZM132 230H133V228H132ZM183 231L185 230L184 228L182 229ZM229 230V229H228ZM7 231V230H6ZM17 231V230H16ZM118 231V230H117ZM260 231V230H259ZM263 231H264V228H263ZM18 232V231H17ZM188 232V231H187ZM231 232V231H230ZM244 232V231H243ZM10 233H14V232H10ZM16 233V232H15ZM229 233V232H228ZM245 233H247L246 231H245ZM257 233H258V231H257ZM18 235H19V233H17ZM28 234V233H27ZM120 234V233H119ZM122 234V233H121ZM254 234H255V232H254ZM7 235V234H6ZM37 235H38V232H37ZM56 235V234H55ZM81 234H79V236H80ZM116 235H117V233H116ZM9 236V235H8ZM7 236V237H8ZM16 236V235H15ZM113 236V235H112ZM232 237H231V246H230V251H229V257H228V259L225 261V262H220L219 264H240L239 263V261H242V257H241V249L243 248V247H247V245H249V246H253V247H255L257 250H258V252H259V254H260V260L262 261V260H264V253H263V250L264 249H262L261 248V245H259L260 243H259V241H260V238H261V236L262 237H264V232H259L258 233V235H257V237H256V239H252L251 241H249V240H246L242 235H239V236H233V235H231ZM247 236H248V234H247ZM21 237V236H20ZM38 237H40L39 235H38ZM106 237V236H105ZM109 237H111V236H109ZM117 237V236H116ZM134 237V236H133ZM135 237H137V235L135 236ZM140 237V236H139ZM188 237V236H187ZM10 238V237H9ZM14 238V237H13ZM12 238V239H13ZM15 238H17V237H15ZM19 238V237H18ZM30 238V237H29ZM80 238V237H79ZM88 238V237H87ZM113 238V237H112ZM189 238V237H188ZM21 239V238H20ZM39 239V238H38ZM138 239V238H137ZM18 240V239H17ZM34 240V239H33ZM35 240H36V238H35ZM109 241H110V239H108ZM108 240L106 241V242H108ZM140 240V239H139ZM183 239H181V241H182ZM30 241V240H29ZM28 241V242H29ZM72 241V240H71ZM77 241V240H76ZM104 241V242H105ZM111 241H112V239H111ZM114 241H116V240H114ZM141 241V240H140ZM227 241V240H226ZM54 242V241H53ZM78 242V241H77ZM89 242V241H88ZM135 242V241H134ZM142 242V241H141ZM183 242H185V240L183 241ZM74 243V242H73ZM80 243V242H79ZM139 243V242H138ZM143 243V242H142ZM69 244V243H68ZM85 244H87L86 242H85ZM137 244V243H136ZM147 244V243H146ZM80 245V244H79ZM105 245V244H104ZM103 245V246H104ZM141 245V244H140ZM177 245H178V247H179V243H177ZM181 245V244H180ZM90 246V245H89ZM94 246V245H93ZM106 246V245H105ZM182 246V245H181ZM185 246V245H184ZM183 246V247H184ZM190 246V245H189ZM83 247V246H82ZM85 247H86V245H85ZM188 247V246H187ZM12 248V247H11ZM18 248V247H17ZM29 248H30V246H29ZM95 248V247H94ZM141 248H143V246L141 247ZM181 248V247H180ZM34 249V248H33ZM74 249H75V247H74ZM89 249H90V247H89ZM225 249V248H224ZM17 250V249H16ZM13 251V250H12ZM29 251V253L31 252L30 250H28ZM78 251V250H77ZM89 251H91V250H89ZM98 251V250H97ZM141 251V250H140ZM185 251V250H184ZM220 251V250H219ZM72 252V251H71ZM76 252V251H75ZM92 252V251H91ZM95 252H96V250H95ZM137 252V251H136ZM143 251H141V253H142ZM147 252H149V251H147ZM182 252V251H181ZM188 252H189V250H188ZM5 253H9V252H5ZM74 253V252H73ZM72 253V254H73ZM79 253H80V251H79ZM82 253V252H81ZM94 253V252H93ZM98 253V252H97ZM145 253V252H144ZM177 253V252H176ZM245 253V252H244ZM23 254H25V253H23ZM178 254V253H177ZM28 255V254H27ZM172 255V256H171ZM187 255V254H186ZM194 255V254H193ZM26 256V255H25ZM138 256V255H137ZM179 256H181V254L179 255ZM188 256H190V255H188ZM217 256V255H216ZM226 256V255H225ZM12 257V256H11ZM75 257V256H74ZM144 257V256H143ZM218 257V256H217ZM223 257V256H222ZM13 258V257H12ZM16 258V257H15ZM80 257L78 256V258L77 259H79ZM140 258V257H139ZM226 258H227V256H226ZM241 258V260H239L238 261V259H240ZM9 259V258H8ZM177 259V258H176ZM189 259V258H188ZM225 259V258H224ZM13 260V259H12ZM15 260V259H14ZM24 260V259H23ZM34 260V259H33ZM139 260V259H138ZM137 259H136V261H138ZM193 259H191V261H192ZM212 260V259H211ZM217 260V259H216ZM215 260V261H216ZM29 261H31V259L29 260ZM83 261V260H82ZM136 261H134V262H136ZM140 261V260H139ZM142 261V260H141ZM150 261H152L151 259H150ZM178 261V260H177ZM202 261V260H201ZM253 261V260H252ZM11 262V261H10ZM53 262V261H52ZM81 262V261H80ZM207 262H208V260H207ZM21 263V262H20ZM84 262H82V264H83ZM86 263V262H85ZM112 263V262H111ZM178 263H180L179 261H178ZM192 263V262H191ZM214 263V262H213ZM251 263V262H250ZM47 264V263H46ZM78 264V263H77ZM92 264V263H91ZM108 264V263H107ZM114 264V263H113ZM211 264V263H210Z\"/></svg>",
    "mask_w": 264,
    "mask_h": 264
}]
</instances>
